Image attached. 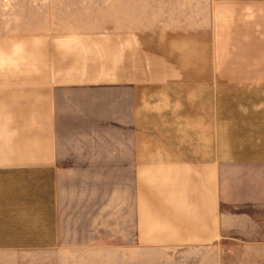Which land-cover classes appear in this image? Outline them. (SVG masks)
<instances>
[{"label":"crops","instance_id":"1","mask_svg":"<svg viewBox=\"0 0 264 264\" xmlns=\"http://www.w3.org/2000/svg\"><path fill=\"white\" fill-rule=\"evenodd\" d=\"M199 3L123 0L110 28L0 34V264L63 247L60 169L127 170V246L167 255L115 264H232L221 247L264 264V98L216 96L251 70L217 63L231 9Z\"/></svg>","mask_w":264,"mask_h":264},{"label":"rangeland","instance_id":"2","mask_svg":"<svg viewBox=\"0 0 264 264\" xmlns=\"http://www.w3.org/2000/svg\"><path fill=\"white\" fill-rule=\"evenodd\" d=\"M199 1L198 6H207L206 0ZM213 1H221L231 9L229 17L217 18V63L240 64L251 70L247 73L251 84L217 87L216 96L233 100L264 98V0ZM120 2L0 0V34L47 28L57 33L110 28L112 15L124 7L123 0ZM233 17L247 21L241 23L237 34L223 36L224 30L235 22ZM224 53L236 56L224 60ZM58 178V216L64 245L55 250L29 253L24 264H115L118 257L167 255L127 246L132 244L129 232L132 191L127 170L60 169ZM117 241L121 244L119 249L112 246ZM216 251L222 262L227 257L232 264H239L240 258H246L247 252H251L222 247ZM200 255L208 256L210 251L205 249Z\"/></svg>","mask_w":264,"mask_h":264}]
</instances>
